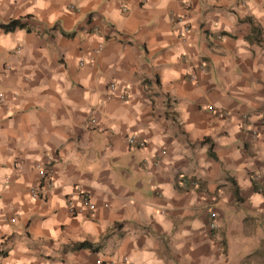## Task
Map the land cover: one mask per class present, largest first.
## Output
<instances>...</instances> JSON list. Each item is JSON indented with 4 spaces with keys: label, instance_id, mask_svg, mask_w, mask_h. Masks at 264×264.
<instances>
[{
    "label": "crops",
    "instance_id": "crops-1",
    "mask_svg": "<svg viewBox=\"0 0 264 264\" xmlns=\"http://www.w3.org/2000/svg\"><path fill=\"white\" fill-rule=\"evenodd\" d=\"M0 95V264H230L264 212V0H0Z\"/></svg>",
    "mask_w": 264,
    "mask_h": 264
},
{
    "label": "rangeland",
    "instance_id": "rangeland-1",
    "mask_svg": "<svg viewBox=\"0 0 264 264\" xmlns=\"http://www.w3.org/2000/svg\"><path fill=\"white\" fill-rule=\"evenodd\" d=\"M229 207V221L223 224L230 264H264V212L257 213L244 206Z\"/></svg>",
    "mask_w": 264,
    "mask_h": 264
},
{
    "label": "built area",
    "instance_id": "built-area-1",
    "mask_svg": "<svg viewBox=\"0 0 264 264\" xmlns=\"http://www.w3.org/2000/svg\"><path fill=\"white\" fill-rule=\"evenodd\" d=\"M71 9H75V5L72 4L70 5ZM124 11H126V8H123ZM187 28H185L186 30ZM80 66L84 65V61L80 60L79 62ZM193 79V78H192ZM109 89L113 92L115 90V84L111 83L109 84ZM0 98H2V95H0ZM211 111H213V108H210ZM95 121L92 120L91 124H94ZM127 143L135 148L138 149H142L146 146V142L143 140H138L136 139V137L134 135L132 136H127L126 138ZM49 172H50V168H43L40 170V180L41 182L39 183V186L34 187L31 190V196L32 198L36 199L38 198L40 193H44L45 191H48V189L51 188L52 183L49 177ZM252 180L254 182V185L256 186L257 190L259 192H263L264 191V175L256 172L253 176H252ZM194 183V182H192ZM195 184V183H194ZM76 190V195H77V200H78V204L76 202V204L74 203L72 198H69L67 200V206H68V210L69 213L71 215H79V214H85V215H92L95 212V204L93 202V200L91 199V197L85 193L84 191L79 190V188H75ZM210 217L212 219V222L210 224V230L214 231L217 229V225L215 223V219H216V214L215 213H211ZM97 264H110L105 260H99L97 262Z\"/></svg>",
    "mask_w": 264,
    "mask_h": 264
},
{
    "label": "trees",
    "instance_id": "trees-1",
    "mask_svg": "<svg viewBox=\"0 0 264 264\" xmlns=\"http://www.w3.org/2000/svg\"><path fill=\"white\" fill-rule=\"evenodd\" d=\"M23 26L24 25L21 24V22L19 20H12V21L8 22L7 24L2 25V28L5 31L10 32V31L15 30L16 28H23ZM210 155L213 156L212 153H210ZM256 190H257V188H256ZM262 194L264 196V191L262 192ZM235 196L237 198V201L241 200V199H239V195H238V190L237 189L235 190ZM89 247H90V245H88L87 243H82L77 248L82 249V248H89Z\"/></svg>",
    "mask_w": 264,
    "mask_h": 264
}]
</instances>
